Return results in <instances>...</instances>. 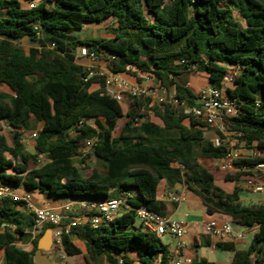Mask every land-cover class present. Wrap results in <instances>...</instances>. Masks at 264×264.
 <instances>
[{
	"label": "trees",
	"instance_id": "16d2710c",
	"mask_svg": "<svg viewBox=\"0 0 264 264\" xmlns=\"http://www.w3.org/2000/svg\"><path fill=\"white\" fill-rule=\"evenodd\" d=\"M31 1L36 2L33 8L28 7ZM108 23L111 37L67 34ZM23 39L32 44L28 51L17 44ZM80 46L102 59L113 56L111 71L127 79L141 83L138 74L152 77L188 105L195 104L196 96L182 75L200 72L220 87L226 71L238 66L240 73L226 90L236 98L237 113L226 119L225 133L257 155H241L227 173L215 175L199 159L225 157L227 144L213 143L222 137L218 131L179 107L151 104L149 98L130 97L124 108L103 93L102 79L84 80L86 73L75 61ZM0 85L10 91H0V122L13 133L10 144L0 128V185L86 202L130 194V208L110 223L85 224L64 235V254L79 256L84 264H99L102 258L119 264L117 257L131 264V256L139 264H170L168 245L135 225L140 205L165 215L157 193L165 180L185 184L207 215L227 216L244 228L257 226L247 248L223 241L215 247L232 254L231 264H264V202L243 204L238 185L264 164V0H0ZM32 121L38 129L33 153L22 144ZM87 139H94L89 155L103 165L89 174L75 164ZM85 161L79 159L82 165ZM258 176L264 181V170ZM218 181L233 182L232 190L225 191ZM33 220L23 202L0 199L4 264H36L43 231L31 238L28 249L14 244L29 234ZM189 264L215 263L199 258Z\"/></svg>",
	"mask_w": 264,
	"mask_h": 264
},
{
	"label": "built area",
	"instance_id": "2783aa9c",
	"mask_svg": "<svg viewBox=\"0 0 264 264\" xmlns=\"http://www.w3.org/2000/svg\"><path fill=\"white\" fill-rule=\"evenodd\" d=\"M35 6V1L28 4L29 8ZM114 59L113 56L102 59L99 54L87 46H80L76 52V63L81 65L86 77L84 80L91 77L102 79L101 86L103 93L124 105L130 97L149 98L151 104L167 103L171 106L179 107L185 115H190L200 121L206 123L214 130L218 131L222 137L216 136L213 138V143L218 146L221 143H226L228 151L225 157L220 160L222 169H232L233 161L240 158L238 151L232 148L225 133V121L228 117H232L237 113L236 98H232L226 92L228 86L232 84L234 79L240 73V68L230 67L224 74L220 87H214L210 84L201 86L194 90L196 101L194 105H188L185 102L176 99L173 94L157 83L152 77L145 74L137 76L144 82H131L123 76L122 73L111 71L109 64ZM190 87L189 84H186ZM3 123V122H0ZM5 123V122H4ZM6 124V123H5ZM7 125V124H6ZM82 125V120L75 127L79 128ZM38 134V129L30 133V137L35 139ZM234 136H241V133H236ZM94 145V139H87L81 147L82 155ZM252 156H256L257 152L252 151ZM264 170V164L257 165L254 169V176L248 178L245 186L252 192L261 190L260 178L258 173ZM128 192H123L118 197L108 198L105 200L83 202L80 206L84 209L83 217H67L72 209L71 204L61 207L60 211L45 205L38 207L34 204L30 192L18 193L16 189L8 185H0V199H11L13 201L23 202L26 211L33 216V226L30 231L32 236L40 233L45 226H49L52 235L53 246L56 249H62V239L64 235H70L73 228H77L88 224L91 228H97L100 225L110 223L119 211L128 210ZM164 198L167 202L176 204L183 198L174 194L171 191L165 193ZM135 216L139 222V227L145 232H151L161 237L169 235L174 238L178 248H184L182 236L186 233L184 223L171 219L167 215H160L152 210H149L143 205L135 208ZM64 218L68 221L64 222ZM6 227L5 223L0 222V230ZM204 232L212 238L224 241L232 233V225L230 222L223 221L218 224V219H210L204 224ZM118 263L123 264L122 258L117 257ZM191 260L188 258H179L170 262V264H189Z\"/></svg>",
	"mask_w": 264,
	"mask_h": 264
},
{
	"label": "crops",
	"instance_id": "0c3cea01",
	"mask_svg": "<svg viewBox=\"0 0 264 264\" xmlns=\"http://www.w3.org/2000/svg\"><path fill=\"white\" fill-rule=\"evenodd\" d=\"M180 79L185 84H193V86H195V89L189 87L193 92L197 88L209 84L206 76L200 72H188L182 75ZM204 79L206 80V82H204ZM243 181L244 180L241 179L238 183L241 188L239 192L240 201L243 204H256L264 202V197L255 195L254 193L258 192H252L245 186L246 180L245 182ZM216 183L227 192H230L233 188V182L218 181ZM260 184L261 190L259 192H262L264 191V181L260 180ZM15 189L18 193L25 192L22 187H18ZM168 191L181 196L183 199L176 204L167 202L164 198V195ZM157 193L158 198L164 201L165 215L169 216L173 220L184 223L186 226V233L182 236L181 239L184 243V248L182 249L177 247L176 241L173 237L167 235L173 242L168 245L169 250L173 255L171 261L183 257L190 260L205 258L215 264H231L232 254L230 252L218 250L215 247V244L217 242L222 241L216 240L210 235L205 234L204 232V224L210 219H218V224H221V222L223 221L231 223L232 233L223 242H232L238 249L247 248L251 242L253 234L258 229L257 226L251 228L241 227L233 223L227 216L207 215L200 198L193 192H191L183 183L168 185L165 180H161L158 185ZM32 200L38 207L48 205L57 211H60L62 206L71 204L72 209L68 213H66L67 217H83L85 214V211L80 206V204L86 201L82 199L56 198L46 194L45 192H38V194L35 196V198H32ZM63 221L67 222L68 219L64 218ZM135 225L139 226V222L136 221ZM49 230V226H45L42 230L43 232L39 240H41L43 237H46ZM28 233L30 235L28 234L24 236H18L14 244L21 249H28L30 247L31 238L33 237L30 232ZM71 240L76 246H78L80 249H83V243L79 239H77L76 236H72ZM51 242L52 248L50 250H41L40 254H38V256L34 258L36 264H62V260L60 258L54 257L56 252H52V250L55 249V247L53 246L52 235L50 243ZM46 246L49 247L50 244ZM3 257L4 250H0V264H4ZM130 258L132 259V264H139L133 256H131ZM80 264L84 263L81 262Z\"/></svg>",
	"mask_w": 264,
	"mask_h": 264
},
{
	"label": "rangeland",
	"instance_id": "374dc122",
	"mask_svg": "<svg viewBox=\"0 0 264 264\" xmlns=\"http://www.w3.org/2000/svg\"><path fill=\"white\" fill-rule=\"evenodd\" d=\"M35 5H36V2H35ZM112 33L113 32L110 28V23H108L106 25L105 24H101V25L87 24L81 30H72V31L67 32L68 35L77 37L79 39L106 38V37H111ZM17 44L24 51H28V49L32 46V44L25 39L21 40L20 42H17ZM77 50H78V48L76 49V52H77ZM193 72H195V71H193ZM128 80H130L131 82H135L134 79L131 77H128ZM204 82H206L205 79H204ZM142 83L144 84V82H142ZM190 87L194 88L195 86H193V84H191ZM0 91L7 92V93L10 92L9 89L3 85H0ZM127 107H128V105H127V101H126L124 104V108H127ZM31 123H32L33 127H31L29 130L23 131V133H22V144H23L24 149L26 151L33 153L35 141L29 135L33 130H36L37 124H34L33 121ZM122 123H123V119H121L119 121V123H117L116 129H118V127ZM0 128H1V134L6 137V139L8 140V142L10 144H12L13 133H12L11 128L8 125H6L4 122L0 123ZM227 138H228V141L231 143L232 148L235 149L236 151H238L240 153V155H242V156L250 155L251 152L254 151L251 149L247 150L245 148H242L243 144L239 141H235L234 138L231 137V135H228ZM83 145H84V143H83ZM90 151L91 150H89L88 153L85 155L81 154L80 156H77L75 158L76 166L80 169V171L82 173H85V174H89L92 170H102L103 169L102 163L98 159H96L95 157L89 155ZM80 158H86L84 165H82L79 162ZM39 159H40V163H42L44 161L43 157H40ZM199 161L203 166L210 169L217 176L223 175L230 170V169H222L220 167V161H218V160L200 158ZM243 182H245V181H243ZM30 193H31L32 198H35V196L38 194L37 191L30 192ZM254 194L258 195L259 197H264V191L254 193ZM160 238H161L162 242L166 245H170L171 243H173L171 238L167 235H162ZM56 250L57 251H56L54 257L60 258L62 260V264H80L81 263V258L79 256H68V255L63 253L62 249H56ZM99 264H106V262L102 258V259H100Z\"/></svg>",
	"mask_w": 264,
	"mask_h": 264
},
{
	"label": "water",
	"instance_id": "95a60500",
	"mask_svg": "<svg viewBox=\"0 0 264 264\" xmlns=\"http://www.w3.org/2000/svg\"><path fill=\"white\" fill-rule=\"evenodd\" d=\"M50 239H51V230H49L46 237H43L41 240H39L38 245H37V250L35 251L34 258H36L38 254H40L41 250H47V249L50 250L52 248V242L50 243ZM48 244H50L49 247L46 246ZM52 252L55 253L56 250L53 249Z\"/></svg>",
	"mask_w": 264,
	"mask_h": 264
}]
</instances>
